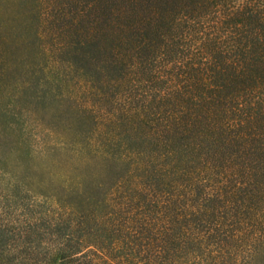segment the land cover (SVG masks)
Segmentation results:
<instances>
[{
	"label": "trees",
	"instance_id": "trees-1",
	"mask_svg": "<svg viewBox=\"0 0 264 264\" xmlns=\"http://www.w3.org/2000/svg\"><path fill=\"white\" fill-rule=\"evenodd\" d=\"M261 245L264 0H0V264Z\"/></svg>",
	"mask_w": 264,
	"mask_h": 264
},
{
	"label": "rangeland",
	"instance_id": "rangeland-1",
	"mask_svg": "<svg viewBox=\"0 0 264 264\" xmlns=\"http://www.w3.org/2000/svg\"><path fill=\"white\" fill-rule=\"evenodd\" d=\"M25 110L26 111L24 112L23 115H24L25 120H26V125L28 126L29 124H33V126L31 127V129L33 130V134L35 136L40 135V134L42 135V134H44L45 130H46L45 133H47V129L45 128V126H43L42 123H39L37 121L38 120L37 119V113L34 110H32V109L28 110V108H27ZM40 115H41V117H42V115H43V117H48L49 116V112H43V110H41V114ZM68 133H70V132H68ZM68 133L67 132H63L61 134L68 136L69 135ZM72 133H74V132H72ZM47 135L48 134H45V136H47ZM54 135L56 136V135H58V133L57 134H53L52 137ZM238 264H248V263H245L243 261V259H240ZM249 264H264V245H261L259 247L258 252H257V258H255V260L250 262Z\"/></svg>",
	"mask_w": 264,
	"mask_h": 264
}]
</instances>
